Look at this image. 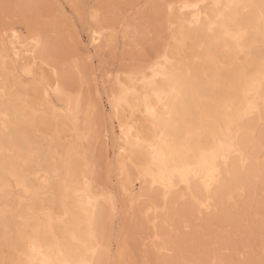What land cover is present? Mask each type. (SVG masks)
Here are the masks:
<instances>
[{
  "label": "snow or ice",
  "instance_id": "obj_1",
  "mask_svg": "<svg viewBox=\"0 0 264 264\" xmlns=\"http://www.w3.org/2000/svg\"><path fill=\"white\" fill-rule=\"evenodd\" d=\"M41 7L3 3L0 5V12L3 13L5 20L13 16L20 20L21 10H26L23 19L31 28V17L35 14L33 10ZM108 7L114 10L112 15L116 18L119 29L102 23L101 13L94 11L91 13V19L97 28L93 32V37L100 34L101 28L112 32L114 36L122 34L126 40L131 37L136 49L133 58L125 60L127 65L125 75L134 82L143 77L140 82L146 86L139 114L150 126V138L137 135L133 139L130 124L136 117H128L125 114L121 118L119 115L122 104H128L133 112L137 111V108L127 100L132 90L123 91L119 99L113 97L116 119L121 120V139L126 142L127 148L140 158V163L136 165L139 196L135 186L132 189L128 186L133 179L131 176L129 181L122 185L125 197L131 201L130 215L133 216V221L135 222L134 212L138 200L154 197L158 189H163L165 204L172 193H181V199L191 198L194 205L191 211L195 212L198 207L201 216L205 210L210 213L212 192L220 179L216 162L223 160L227 163L234 155L240 156L242 163L244 162L241 139L247 132L251 137V143H255L257 130L246 126L255 121L257 116L261 154L260 178L264 183V0H260L258 4L230 3L213 6L216 15L209 21L208 32L214 37L213 44L218 52L214 53L210 47L204 56L206 66L203 70V79L207 81L208 87L199 86V76L193 79L192 70L184 60V53L179 46L181 42L174 33H171L172 38L168 40L162 32H153L149 26L144 34L150 44L141 45L138 41L141 35L140 26L148 24L149 21L137 17L136 25H132L128 22L131 13L125 14L123 11L126 7L139 6ZM144 7L162 10L165 6ZM167 7L170 13L172 6ZM43 19L46 24L51 23L50 18ZM253 34L259 37L258 51L255 43L252 45L248 43ZM32 43L35 45V51L45 50L49 58L41 62L51 69L59 80L61 59L66 61L74 56L71 48L55 51L45 48L43 36L39 31L33 34ZM173 43L177 47L173 48ZM161 47H164L163 56L159 51ZM219 51L223 53V60L219 58ZM169 52L172 53L171 56ZM73 65L83 84L84 74L78 61L73 60ZM4 71L5 73L8 71L7 63L4 65ZM65 81L64 90L57 86V95L65 96L67 99L68 108L64 116L72 123L77 142L67 149V156L59 149L55 153L63 161L64 169L55 167L52 171L42 172L44 179L40 180L46 162L44 153L51 152L52 146L46 147L44 144H36L26 139L25 151L15 144L13 125L8 112L12 103L8 94L9 81L5 80L3 90L5 111L3 119L0 120L4 140L3 146L0 147L2 156L0 167L3 170L0 176V199L3 201L0 218L4 222L5 258L0 260V264H111L109 260H98L97 256L103 248L104 233L101 225L106 215L112 220L118 215L119 196L96 185L95 170L87 158L88 145L96 135L95 117L98 106L96 102L89 101L88 110L84 113L85 131L81 132L79 128L81 98L72 92L74 83L72 76L66 74ZM209 87L212 96L215 97L214 103L217 104L214 111L204 107ZM45 95L48 93L45 92ZM73 101L76 104L75 109L72 107ZM137 104H140L139 100ZM32 111L35 112L34 109ZM23 120L26 124H35V120L29 118L27 112ZM125 120L128 121L127 124ZM206 136L211 138L208 145L202 143ZM121 151L126 149L122 148ZM81 159L83 172H74V167ZM33 169L41 170L37 171L35 176L38 183L32 182ZM193 181H198L202 190L207 193L206 201H202L196 195ZM180 185H184L186 193ZM57 188L62 193L63 216L54 218L45 201L50 195L55 199ZM17 200L19 204L16 203ZM225 218H228L227 214ZM57 223L62 226L63 239L54 231L53 225ZM259 224L258 247L251 243L255 237L253 231L247 247L239 254V260L227 264H264V213L259 217ZM11 253H15L16 256L10 255ZM179 264L205 262L193 254L191 258L184 259ZM211 264L226 262L213 260Z\"/></svg>",
  "mask_w": 264,
  "mask_h": 264
},
{
  "label": "rangeland",
  "instance_id": "obj_2",
  "mask_svg": "<svg viewBox=\"0 0 264 264\" xmlns=\"http://www.w3.org/2000/svg\"><path fill=\"white\" fill-rule=\"evenodd\" d=\"M169 2L171 0H0V5L13 3L42 6L38 10H33L35 14L31 17V28L23 19V13L26 10H21L20 20H17L15 16L5 20L3 13L0 12V50L8 46L6 33L8 34L11 29H15L23 38L33 36L36 31H39L43 36L45 48L52 51L71 48L74 53L72 59L66 61L61 59L59 80L56 74L41 62L49 58L44 49L37 51L36 63L33 67L34 75L28 77L23 72L22 66L15 65L9 58L7 59V67L13 69V75L1 74L2 71H0V81L3 82L7 79L9 81L8 85L18 81L23 83H21V87L10 88L8 90L9 96L18 94L25 104H33L38 110L34 125L19 123L16 126L15 129L19 136L28 137L36 144H44L46 147L52 146L51 152L45 151L44 157L52 156L56 166L61 161L55 155L56 151L59 149L66 156L67 149L77 142L72 123L61 117H52V111L48 107L55 106L59 108L62 105V100L57 94H51L50 97L44 98L38 92L40 77H43V81L47 83L57 80L59 86L64 90L65 75L72 76L74 81L72 92L81 98V113L79 115L81 132L85 131L84 113L88 110L89 101L96 102L98 106L95 117L96 135L88 145L87 158L89 164L94 167L96 185L113 193L115 192L119 196L117 200V208L120 210L118 215L114 220L109 219L106 215L102 224L103 246H107L105 248L108 251L106 260L111 261V264H146V262H150V264H165V262L166 264H179L180 261L191 258L193 254L202 259L205 264H211L213 260H223L227 264V262L239 260V254L247 247L253 231L255 237L251 240V243L257 245V247L259 245V217L264 213V183L261 181L258 182L252 178L251 184L245 185L244 192L233 194L232 201L222 204L221 208L218 209L219 211H215L216 214L208 213L201 216L200 213L193 212L190 215V213L184 211L188 208L187 201L169 199L168 209L158 212L155 226L148 222L151 219L150 215L140 214L142 207L152 197L137 203L134 222L133 216L130 215L131 203L123 197L120 184L116 181V157L113 151L117 141L118 119H116V113L111 106V102L113 95L116 93L115 79L120 78V81L126 82L125 69L127 65L125 60L133 58L136 45L131 37L126 40L122 34L114 36L112 32L101 28L100 31L105 38L110 39L109 44L107 46L103 44L99 47L91 46L89 43L90 31L97 28V25L91 19V13L94 11L100 12L102 23L119 29V24L112 15L114 10L108 6H139L138 8L126 7L123 11L125 14L131 13L128 22L132 25H136L137 17L149 21L148 24L140 26L141 35L138 37V41L141 45H144L150 44L144 34L149 26L153 32H162L168 40L172 38L171 33H176L177 30H174L176 27L174 28L175 25H173L174 15L171 16L167 10ZM145 5H164L165 7L162 10L146 9ZM43 17L50 18L51 23L46 24ZM168 18H171V24L169 22L167 24ZM69 37L71 40H69ZM185 43L180 48L184 53V60L190 64L193 60L192 53L199 54L201 50L196 46L194 47L192 40H186ZM255 44L258 49L259 43ZM172 46L175 48L176 44L173 43ZM159 51L160 54H163L164 47H161ZM155 58L154 53L153 59ZM219 58L221 60L224 58L222 51H219ZM73 60L78 61L84 74L83 84H81L80 75L74 70ZM96 78L100 83L99 88L96 87ZM13 90L15 94L11 92ZM109 114L111 115L109 116ZM137 118L139 119V117ZM258 128L259 126L256 127L257 133H259ZM256 137L258 142V135ZM63 146L65 147L63 148ZM257 146L253 145L252 147L258 148L260 151V146L258 144ZM258 157L261 159L260 152H258ZM0 161H2V158H0ZM81 170H84L83 159L73 169L74 172H80ZM109 172H111V175H109ZM89 175L91 178V171ZM134 184L137 191L139 185L136 182ZM114 189L115 191H113ZM54 195L55 199H52L53 197L50 195L45 201V205L54 213L55 217L58 215L63 216L59 204L60 197L56 192ZM16 203L19 204V201L17 200ZM2 206L3 201L0 199V207ZM226 214L227 219L225 218ZM166 215L172 219V222H166L167 225L172 224L171 231H163V226L166 224L164 222ZM0 226V260H3L5 258V247L3 245L4 222L2 218L0 219ZM53 226L56 227L57 225L54 224ZM156 231L159 233V240L154 239ZM161 247H165V251L157 250ZM10 255L16 256L15 253Z\"/></svg>",
  "mask_w": 264,
  "mask_h": 264
},
{
  "label": "bare ground",
  "instance_id": "obj_3",
  "mask_svg": "<svg viewBox=\"0 0 264 264\" xmlns=\"http://www.w3.org/2000/svg\"><path fill=\"white\" fill-rule=\"evenodd\" d=\"M259 2H260V0H171V2H169V4L167 6L170 5V6H172V8H171V12L169 13V11H168V13L171 16L174 15L173 16V19H174L173 25H175L174 28L176 27V29H174V30H177L175 33V36L181 42L179 46L180 47L183 46L186 40H192L194 43V47L196 46V48H199L200 50L202 48L204 49V51L203 52L200 51L199 54L192 53L191 57L193 60L191 61L190 64L187 63L188 67H190L192 70L193 79L195 80L197 76L200 77V85H199L200 87H208L207 81H205L203 79V70L205 69V66H206L204 63V56L206 55V53L210 47L214 53L218 52V49L213 44L214 37L210 36V34L208 32L209 21H210V19H214L215 15H216V9L213 6L216 4H230V3H257L258 4ZM194 5H198L199 7L198 8L193 7ZM167 10H168V7H167ZM221 11H223V10L221 9ZM169 14H167V15H169ZM170 20H171V18H170ZM168 22L169 21H167V24H168ZM95 31H96V28L92 29L90 31V36H89L90 45L93 47H99L103 44L107 46V44H109V42H110V39L105 38L104 34L101 31H100V34L95 35V37H93V32H95ZM14 33H15V35H14ZM7 38H8V46L5 49L0 50V71H2L1 74L4 73V74L9 75V76L13 75V69L12 68L7 67V69H8L7 73H5V71H4V65H5V63H7V59L9 58L13 64L22 66V68H23L22 70L25 73V75H27V77L29 75H34L33 67H34V64L36 63L35 60L37 57V51H35V45L32 43L33 36L23 38L15 29H11L10 33L7 34ZM248 43L250 45H252L253 43H259L258 35L253 34L252 36H250ZM113 47H115V46H113ZM176 47H177V45H176ZM257 51H258V49H257ZM163 54H161V56H163ZM171 55H172V53L169 52V56H171ZM188 56H189V53H188ZM29 73H31V74H29ZM119 79L118 78L115 79L116 93L113 95V97H116L117 99H119V97L121 96V93L123 91L132 90V94L127 96V100L133 106H135L137 108V111L133 112L132 109L128 106V104H122L120 106V113H119L120 117L123 118L125 116V114H127L128 117H133V116L139 117V119L138 118L133 119L131 121V124H130V127L133 129V132H132L133 139H135V137L137 135L150 138V131H151L150 126L145 121V118L139 114V109L143 103V95L145 93V87H146L144 84H142L140 82V80L143 79V77L136 79L135 82L132 80H129V79H126V82H123L122 80L120 81ZM39 80H40L39 81L40 86H39L38 92L40 94H42L44 96V98L50 97L51 94H57V86L59 85L57 83V80H54L53 82H50V83L44 82L43 77H40ZM95 81H96V87L99 88L100 83H99L98 78H96ZM21 83H22L21 81H18V82H14L11 85H8V90L10 88H13V87L14 88L21 87ZM4 86H5V80L3 82L0 81V120L3 119V115H4V111H5V101H4V96H3ZM11 92L13 93L14 90ZM45 92L48 93L47 96L45 95ZM14 94H15V92H14ZM149 95H151V93H149ZM58 96H60V98L62 100V105L59 108H56L55 106L48 107V108L52 111V113H51L52 117H54V118L55 117H61V118H64V120H66V117L64 116V112H66L67 108H68L67 99L65 96H61V95H58ZM9 97L11 98L12 103L8 108V112L11 116V123L13 125L12 133L14 136V142L16 145H18L20 148H23L26 151L27 150V144L25 143V141H26V139H28V137L19 136V134L16 132L15 128L19 123H25L23 120L25 112H27V115L29 118H32L35 120L37 118V111L38 110H37V107H35L33 104L32 105L25 104L21 100V98L19 97L18 94L10 95ZM137 100L140 101L139 105L137 104ZM154 101H155V98L153 97V102ZM214 101H215V97L212 96L211 90L209 87V91L207 94V101H206L204 107L214 111L215 108L217 107V104L214 103ZM111 106L116 113V109L114 107L113 99L111 102ZM72 107H73V109H75V107H76L75 101H73ZM32 109H34L35 112H33ZM61 110H63V111H61ZM116 115H117V113H116ZM43 122H45V121H43ZM124 122L126 124L128 123V121H126V120ZM257 126H259V117L258 116H257L256 120L253 121L251 124L247 125L246 128L256 130ZM120 127H121V120H117V129H116L117 130V141H116V147H115L113 153L115 154V157H116V172H117L116 181L120 184L122 195H123V197H125L122 185L124 183H127L129 181V177L131 176L133 179H132L131 183H129L128 186L130 189H132L133 186H135L134 182H136V178H138L136 165H138L140 163V158H139L138 154L134 155L132 153V151L127 148L126 142L121 139ZM52 134H54V133H52ZM257 135L259 138V133H257ZM52 140H53V138H52ZM3 143H4L3 131H2V128H0V147L3 146ZM202 143L204 145L210 144L211 138L206 136L204 138V140L202 141ZM257 144L260 146L259 140H258V142H257V140H255V143L252 144L251 143V137L248 136L247 132H245V134L242 136V139H241L243 161L244 162L242 163V159L240 156H235V155L232 156L227 161V163H225V161H223V160H219L216 162V167L219 169L220 179H219V183L217 184V186L214 188V190L212 192V196H211L212 211L210 213H215V211L220 209L222 204H224L225 202L232 201L233 194L243 193L244 189L246 187L245 185H247V186L250 185L252 182V178L257 180L258 182L261 181V178H260L261 165H260V158L258 157V152H260V151L258 148L252 147L253 145L257 146ZM52 145H53V143H52ZM64 147L65 146H63V148ZM122 148L126 149V151L122 152L121 151ZM67 154L68 153L66 152V156H67ZM0 158H2V156H0ZM45 161L46 162L44 164L42 171L37 170V169L32 170L33 171V180H32L33 183H38V181H36V179H35L37 171H41L40 180H43L44 176H43L42 172L52 171L55 167H59L61 170L64 169L63 161H60L59 165L56 166V164L53 163L54 158L50 155H49V157L45 158ZM0 164H2V161H0ZM2 171H3L2 167H0V176H2ZM82 172H83V170H81L79 173H82ZM122 173H123V176H122ZM82 182H83V178L81 177V183ZM177 183L179 184V177H177ZM139 187H137V189H138L137 191L135 190L137 193V196H139ZM180 187L184 188V185H180ZM193 189L196 192V195L198 196L199 199H201L202 201L207 200V193H205L202 190V186L199 184L198 181H193ZM113 191H115V189ZM184 191L186 193L187 189L184 188ZM55 192L60 197L59 198V204H60V208H61V215H63V205L61 203L62 193L60 192L59 188H57ZM238 197H239V195H238ZM240 197H241V195H240ZM125 198L129 201V203H131L129 198H127V197H125ZM169 199H174V201L183 200V199H181V193H172L167 200V204H165L163 189H158L157 195L148 200V202L142 207L140 214L146 215V216L150 215L151 219L148 222L151 223L152 226H155L156 222H157V218H158V212L161 210L164 211V210L168 209ZM160 201H161V204H160ZM185 201H187L188 208H186L184 211L190 213V215L193 214V211H191V209L194 207V205H193L191 198L189 197V199L185 200ZM139 202H141V201L138 200V203ZM102 203L103 202H101V204ZM224 209H225V207H224ZM195 212L200 213V210L198 207H197V210ZM208 213L209 212L207 210L204 211V214H208ZM211 217H212V215H211ZM54 218H55V216H54ZM211 219L213 220V217ZM164 222L165 223L166 222L167 223L172 222V219H170L167 216L164 219ZM167 223L165 224V226H163V231H166V230L171 231L172 230V224L170 223L167 225ZM56 225H57L56 227L53 226V228L55 227L54 231L56 232V234L61 239H63L64 238V232H63L62 226L58 223ZM0 228H1V226H0ZM101 230H102V225H101ZM157 237H159V233L156 231L154 234V239H157ZM159 239H157V240H159ZM105 247H107V246H105ZM105 247L101 249L99 255L97 256L98 260H106L108 251H107V248H105ZM164 248L161 247V248H157V249H164Z\"/></svg>",
  "mask_w": 264,
  "mask_h": 264
}]
</instances>
